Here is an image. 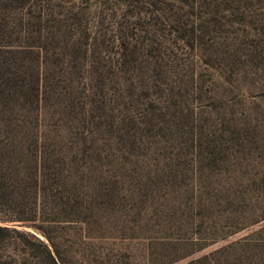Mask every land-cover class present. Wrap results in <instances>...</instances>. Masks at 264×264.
Returning <instances> with one entry per match:
<instances>
[{
	"label": "rangeland",
	"instance_id": "1",
	"mask_svg": "<svg viewBox=\"0 0 264 264\" xmlns=\"http://www.w3.org/2000/svg\"><path fill=\"white\" fill-rule=\"evenodd\" d=\"M0 188V264H264V0H0Z\"/></svg>",
	"mask_w": 264,
	"mask_h": 264
},
{
	"label": "trees",
	"instance_id": "2",
	"mask_svg": "<svg viewBox=\"0 0 264 264\" xmlns=\"http://www.w3.org/2000/svg\"><path fill=\"white\" fill-rule=\"evenodd\" d=\"M6 194H7V190L4 191V190H2L0 188V198L3 199V200H5ZM0 221L4 222L3 219H0ZM12 230H14V229H12ZM7 231H9V228L8 227H2V226H0V233L7 232ZM47 254L50 256V258L52 257L49 250H47ZM52 260H53V258H52Z\"/></svg>",
	"mask_w": 264,
	"mask_h": 264
}]
</instances>
